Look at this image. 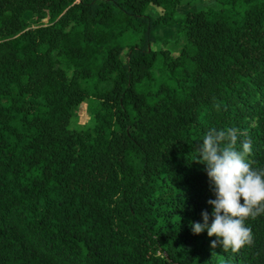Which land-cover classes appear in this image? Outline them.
I'll use <instances>...</instances> for the list:
<instances>
[{
	"label": "trees",
	"instance_id": "16d2710c",
	"mask_svg": "<svg viewBox=\"0 0 264 264\" xmlns=\"http://www.w3.org/2000/svg\"><path fill=\"white\" fill-rule=\"evenodd\" d=\"M203 1L0 0V264H264V215L238 251L190 227L210 128L264 168V0Z\"/></svg>",
	"mask_w": 264,
	"mask_h": 264
},
{
	"label": "clouds",
	"instance_id": "9594fccd",
	"mask_svg": "<svg viewBox=\"0 0 264 264\" xmlns=\"http://www.w3.org/2000/svg\"><path fill=\"white\" fill-rule=\"evenodd\" d=\"M195 152L194 161L205 166L214 199L207 201L211 214L203 211L202 223H190L193 235L206 231L216 238L212 247L219 244L224 251L251 245L254 237L247 220L264 215V168L254 167L248 158L251 139L235 127H212Z\"/></svg>",
	"mask_w": 264,
	"mask_h": 264
},
{
	"label": "rangeland",
	"instance_id": "374dc122",
	"mask_svg": "<svg viewBox=\"0 0 264 264\" xmlns=\"http://www.w3.org/2000/svg\"><path fill=\"white\" fill-rule=\"evenodd\" d=\"M204 6L214 7L216 5H215L214 0H204L201 3L198 2L195 6H187V10L188 11H193L194 9L199 10V9L204 8ZM153 13H156V12H153ZM26 20H27L28 26H30L31 28L35 27L38 22V18L34 14H27ZM40 20H41L40 22L42 23H45V24L48 23L47 18L44 19L41 17ZM158 36L161 37L163 41L154 45L156 49L165 47V48L170 49L173 56L179 55L180 47L183 45V42H178V35L175 30V27H173L172 29L162 30L158 34ZM93 125H94V120L89 112V104L84 103L78 109L77 116L72 119L71 128L72 129H83L84 127H91Z\"/></svg>",
	"mask_w": 264,
	"mask_h": 264
}]
</instances>
